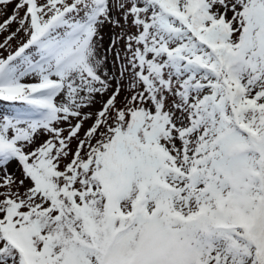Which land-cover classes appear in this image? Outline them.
Masks as SVG:
<instances>
[{"label":"snow or ice","instance_id":"obj_1","mask_svg":"<svg viewBox=\"0 0 264 264\" xmlns=\"http://www.w3.org/2000/svg\"><path fill=\"white\" fill-rule=\"evenodd\" d=\"M0 264H264V0H0Z\"/></svg>","mask_w":264,"mask_h":264},{"label":"rangeland","instance_id":"obj_2","mask_svg":"<svg viewBox=\"0 0 264 264\" xmlns=\"http://www.w3.org/2000/svg\"><path fill=\"white\" fill-rule=\"evenodd\" d=\"M10 11H11V9H9V12ZM103 34H104V41H103V43H104L105 47H107V44L109 43L110 30L109 29H105ZM97 107H99V106H97ZM13 170H15V166H13Z\"/></svg>","mask_w":264,"mask_h":264}]
</instances>
